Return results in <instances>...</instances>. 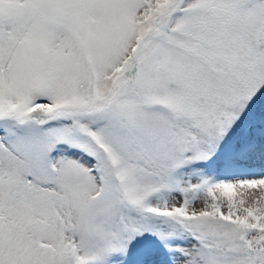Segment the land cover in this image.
Returning a JSON list of instances; mask_svg holds the SVG:
<instances>
[{"label":"snow or ice","instance_id":"snow-or-ice-1","mask_svg":"<svg viewBox=\"0 0 264 264\" xmlns=\"http://www.w3.org/2000/svg\"><path fill=\"white\" fill-rule=\"evenodd\" d=\"M0 264H264V0H0Z\"/></svg>","mask_w":264,"mask_h":264}]
</instances>
